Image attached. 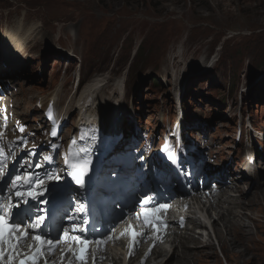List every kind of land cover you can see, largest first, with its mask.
Segmentation results:
<instances>
[{"label":"rangeland","instance_id":"374dc122","mask_svg":"<svg viewBox=\"0 0 264 264\" xmlns=\"http://www.w3.org/2000/svg\"><path fill=\"white\" fill-rule=\"evenodd\" d=\"M6 24L15 28L21 25L24 30L35 25L25 61L14 74L13 69L8 71L20 87L13 96L15 107L11 111L26 123L34 116L40 117L31 98L58 90L66 104L72 97L78 99L82 89L94 81L99 103L109 100L139 118L145 132H153L167 118L162 117L163 113L174 114V93L182 89L193 124L190 130L219 162L225 164L232 158V164L241 163L250 139L255 138L253 146L264 147V0H0V33ZM210 57L211 63L207 64ZM83 67L84 84L75 92ZM0 72V79L10 78L1 67ZM56 86H63L62 90ZM29 87L35 90L29 92ZM231 92L236 95L230 96ZM240 116L255 125L258 134L243 131L241 144L236 145ZM72 127L65 133H70ZM216 163L221 175H232L231 166ZM258 165L254 176L233 181L245 194L244 200L254 191L249 179L264 183V161L259 159ZM228 193L225 198L229 201L238 200L236 190ZM224 207L227 210L228 205ZM253 209L249 206L239 215L246 214V223L250 228L254 225V239L264 246L259 241L264 239V219L261 223L251 220L264 216V205L261 211ZM206 215V221L214 225L217 214ZM200 232L204 239L199 248L206 241L212 243L207 231ZM212 239V252L217 254L218 262L242 259H225L214 236ZM188 245V253L198 255L195 264L214 261L206 259L203 247L198 252V247ZM245 260L252 264L248 256Z\"/></svg>","mask_w":264,"mask_h":264},{"label":"snow or ice","instance_id":"6c2138e0","mask_svg":"<svg viewBox=\"0 0 264 264\" xmlns=\"http://www.w3.org/2000/svg\"><path fill=\"white\" fill-rule=\"evenodd\" d=\"M20 131H23V129H20ZM57 134L56 131H52L51 133L54 138ZM89 139L94 142L96 137L93 134ZM76 145L77 141H72L69 152L65 155V171L71 176L72 181L81 187L84 186L85 177H87L88 191L92 192L97 182L94 176L88 175L92 164V159L89 155L92 148L87 146L76 147ZM164 151L167 152L168 150L165 149ZM53 152L59 155L55 148ZM30 154L35 155L34 153ZM6 159L7 156L4 150L0 149V170L5 167L4 161ZM168 159L175 163L176 158L173 155H169ZM45 161L50 165L53 164L54 156L45 157ZM35 167L39 168L41 166L35 165ZM45 175L49 180L55 179L56 181H60L62 179L54 171H49ZM117 179L119 180L120 178L118 177ZM109 181L108 187L114 186L117 183V181H111L110 177ZM43 183L44 181L41 178L33 176L31 173H24L11 177L9 184L5 186V191L8 192V206L5 208L3 199H0V260H3L7 256L9 264H15V261L19 257L18 264H40L41 259L46 253L55 251L58 243L71 241L76 244L77 249L73 251L70 248L69 251L73 252L76 259L84 261V254L91 244L104 243V238L90 240L86 235L87 227H85V224L87 222L81 221L79 224L75 223L74 221L77 219L75 215L69 217V223H62L59 226L60 236L54 238L51 236L50 231L44 232L42 225L46 223L49 211L43 206L47 205L49 201L46 199L40 200L39 198L48 193L55 200L57 195L64 191V189L59 183L53 184L49 188H41ZM9 188H11V191H8ZM152 200L153 198L149 197L147 193H143L140 201L142 205L141 211L145 223H151L158 231V217L156 214L161 210H166L168 205L153 203ZM83 210L84 206L81 204L78 211L82 212ZM34 213L42 214L34 215ZM137 235L138 233L132 230V226L129 225V236L133 244L137 242ZM29 239L35 242V244L28 245ZM107 239H111V236H107ZM24 245H28L34 249L32 255H26L21 251ZM45 264H51V262L45 261Z\"/></svg>","mask_w":264,"mask_h":264},{"label":"bare ground","instance_id":"6f19581e","mask_svg":"<svg viewBox=\"0 0 264 264\" xmlns=\"http://www.w3.org/2000/svg\"><path fill=\"white\" fill-rule=\"evenodd\" d=\"M6 31L2 32V38L0 40V48L6 47L11 50L21 49V48H27L28 40H32V33L34 32V26L31 25L29 28L27 27L26 30L23 29V26L17 25L13 26L12 24H6L5 25ZM37 29V28H36ZM24 30V31H23ZM38 33V32H37ZM30 34V35H29ZM36 36V35H35ZM14 39H9V38ZM201 43V42H200ZM26 44V45H25ZM200 47L198 46V50ZM27 51V49H26ZM0 60H2L3 64L5 66L9 65V63L17 64L14 60L11 59V57L6 54V52L0 53ZM165 63V61H164ZM96 85V82H92L89 89H86L80 94L79 100L83 99V101L87 98H89L90 94L93 93L92 89ZM54 98H58L56 95H54ZM60 100H58V103L60 104ZM107 103L111 109H113V114L119 113L118 107L114 106L110 103L109 100H106L104 102L99 103L97 99L94 100L93 104L95 108L92 110L93 106L89 109H84L83 106L80 105V108L78 109L79 113L82 114L83 111H85L86 114H92L95 113L91 118L95 119L99 122L98 116H101L99 112L102 110V108H105L103 105ZM76 105H79V101ZM103 106V107H102ZM100 108V109H99ZM99 109V110H98ZM110 114V112H109ZM104 115V114H103ZM90 121L85 120L83 122V126L88 124ZM102 123V122H101ZM107 125L106 122L103 123V125ZM93 126V125H92ZM81 129V128H80ZM214 166H216L214 164ZM221 168V167H220ZM219 168V169H220ZM258 167H256L257 169ZM236 179H239L238 177L233 179L232 181H235ZM252 185L254 184V191H250L251 197L247 200H244L245 194L242 192H239L238 185H234V190H236L239 193L238 200H230L229 198H225L227 194V189L223 190L221 197L218 199V203L216 205H211L210 208H202L201 213L204 220H197V227L198 229L208 232V237L211 239L212 243H209L208 241L205 242V245L202 246L205 252L206 259L213 258V262L211 263L209 260L201 261L200 264H221L216 260L215 253L212 252V248L215 249V244L213 242L212 236H214L215 241L217 242V247L219 251L224 255L225 259L235 256L242 257V259H238L239 261H225V264H239L240 262L242 264H247L248 261L245 260V256H248L250 260H252V264H264V246H260L257 244V241L254 239V236L252 234V226L250 228V223H246L248 221L246 214H241V212H244L249 206H253L255 209L253 211L258 212L261 211V206L264 205V183H259L251 181ZM253 189V188H252ZM236 193V192H235ZM247 195V194H246ZM197 202V200H196ZM228 205V208L224 207ZM197 206L199 204L197 203ZM219 210V211H218ZM235 210H238L239 213L237 214ZM210 211L215 212L217 214V218L214 220V225H211L210 222H207L206 213H210ZM241 211V212H240ZM248 211V210H247ZM204 212V213H203ZM226 212L230 214H226ZM251 212V211H250ZM252 213V212H251ZM232 215V216H231ZM253 215V214H251ZM250 218V217H249ZM247 219V220H245ZM264 219V216H260L255 218H251V220H255L258 223H261ZM210 227H209V224ZM189 224H193V221H191ZM257 226V225H256ZM261 225L257 226L258 228ZM200 238V240H199ZM202 239V236H195L186 233L183 237V241L180 243L174 242V249L171 252V256L168 258V253L163 252L162 248H159L157 250V257L153 258V260L156 262V264H195L194 259L198 257V255H192L188 253L190 251L189 249V243L193 244L194 247H198L197 245L200 244V241ZM204 239V238H203ZM199 242H198V241ZM206 240V239H205ZM260 242L264 243V239H259ZM191 247V246H190ZM201 247V248H202ZM193 248V246H192ZM201 248H197L196 250L199 252L202 250ZM181 251V255L179 256V252ZM193 252V251H192ZM152 253H155L153 251ZM165 253V254H164ZM195 253V252H193ZM202 253V251H201ZM164 254L163 259L161 262L157 263V260L160 259V257ZM197 254V253H196ZM199 254V253H198ZM176 256V257H175ZM202 257V256H201ZM257 257V258H256ZM243 260V261H242ZM164 261V262H163ZM254 261V263H253ZM263 261V262H261ZM151 263V260L148 261L146 264Z\"/></svg>","mask_w":264,"mask_h":264},{"label":"trees","instance_id":"16d2710c","mask_svg":"<svg viewBox=\"0 0 264 264\" xmlns=\"http://www.w3.org/2000/svg\"><path fill=\"white\" fill-rule=\"evenodd\" d=\"M155 36H156V34H155ZM150 37H151V36H150ZM153 37H154V36H153ZM153 37H152V38H153ZM152 38H150V39H152ZM156 38H157V37H156ZM145 41H146V39H145ZM156 44H157V43H156ZM152 45H155V44H152ZM138 54H139V53L137 52V55H136V57H138ZM232 95H234V93H233V92L231 93V96H232Z\"/></svg>","mask_w":264,"mask_h":264}]
</instances>
